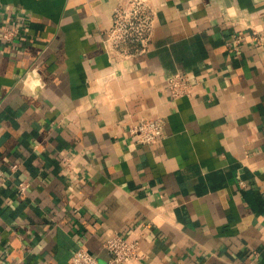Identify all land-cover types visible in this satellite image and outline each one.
Instances as JSON below:
<instances>
[{
	"label": "crops",
	"instance_id": "obj_1",
	"mask_svg": "<svg viewBox=\"0 0 264 264\" xmlns=\"http://www.w3.org/2000/svg\"><path fill=\"white\" fill-rule=\"evenodd\" d=\"M118 1L0 0V26L23 27L0 38L1 259L107 262L119 233L137 256L111 264H264V0H153L130 58L105 46ZM176 72L190 96L169 95ZM152 116L164 138L137 143Z\"/></svg>",
	"mask_w": 264,
	"mask_h": 264
},
{
	"label": "built area",
	"instance_id": "obj_2",
	"mask_svg": "<svg viewBox=\"0 0 264 264\" xmlns=\"http://www.w3.org/2000/svg\"><path fill=\"white\" fill-rule=\"evenodd\" d=\"M156 21L157 8L153 0H119L116 2L104 40L110 56L130 58L148 52L151 48ZM22 33L23 27L19 22H10L0 26V38L7 42H13ZM242 40L241 35H235L229 45V50L237 51ZM165 85L173 99L190 96L192 93L193 82L189 74L185 72H176L170 75L166 79ZM165 125V119L161 116L141 117L131 126L130 133L134 135L139 144H154L164 138ZM11 168L16 170L18 164L14 163ZM3 174L4 171L0 168V176ZM30 184L28 178H22L17 184L18 194L25 195ZM138 246V240L114 233L103 242V248L110 255L107 262H101L97 256L84 247L74 250L71 261L73 264L123 263L137 256ZM0 264H6L1 256Z\"/></svg>",
	"mask_w": 264,
	"mask_h": 264
}]
</instances>
